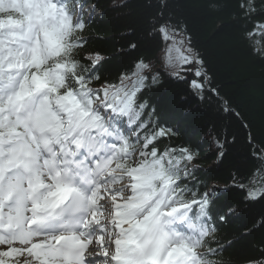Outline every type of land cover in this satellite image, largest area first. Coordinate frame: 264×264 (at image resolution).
Wrapping results in <instances>:
<instances>
[{
  "label": "snow or ice",
  "instance_id": "1",
  "mask_svg": "<svg viewBox=\"0 0 264 264\" xmlns=\"http://www.w3.org/2000/svg\"><path fill=\"white\" fill-rule=\"evenodd\" d=\"M86 3L0 0V264H233L224 253L264 229V212L227 239L234 209L221 197L238 190L264 205V137L220 96L186 28L146 33L163 41L160 67L137 57L118 83L102 77L105 57L83 35ZM158 7L162 19L171 6ZM235 15L239 39L264 59V0H236ZM162 77L235 120L227 134L209 131V153L194 132L177 143L181 128L150 102ZM238 146L256 170L212 183ZM257 251L242 264H264Z\"/></svg>",
  "mask_w": 264,
  "mask_h": 264
},
{
  "label": "trees",
  "instance_id": "2",
  "mask_svg": "<svg viewBox=\"0 0 264 264\" xmlns=\"http://www.w3.org/2000/svg\"><path fill=\"white\" fill-rule=\"evenodd\" d=\"M160 0H87L84 16L87 27L83 35L88 39L89 50L98 51L105 57L102 77L118 83V77L137 57L152 61L160 67L159 57L164 47L163 41L149 40L146 33L151 26L169 23L186 28L192 37L194 46L206 62L209 74L213 77L219 94L231 102L233 107L251 123L257 143L264 137V59L249 54L239 39V17L236 13V0H214L219 8L207 6V0H169L170 8L159 16ZM95 4L97 13L88 11ZM126 5V6H125ZM90 15V16H89ZM89 16V17H88ZM137 44L136 49L129 45ZM162 87L149 94L150 102L161 109L166 118L178 124L184 131L194 132L193 140L200 145L201 154L211 151L208 133L215 129L227 134L235 127V120L223 113L215 100L200 103L189 98L184 87H178L162 77ZM99 87V84L93 85ZM191 106L194 111L186 113ZM230 138V137H229ZM250 151V150H249ZM207 167V164L204 165ZM255 162L239 146L232 151L217 172L218 179L212 183L223 187L232 183L230 174H236L242 182L255 171ZM221 203H227L234 209L230 222L221 226L220 235L232 239L245 231L244 226L252 227L257 223L264 205H250L243 202V193L233 190L221 197ZM264 229L254 232L240 243L235 244L224 258H231L233 264H242L245 257L259 255L258 248L264 247Z\"/></svg>",
  "mask_w": 264,
  "mask_h": 264
}]
</instances>
